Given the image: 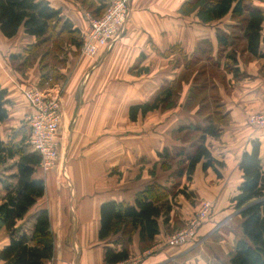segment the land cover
I'll use <instances>...</instances> for the list:
<instances>
[{
    "label": "crops",
    "instance_id": "1",
    "mask_svg": "<svg viewBox=\"0 0 264 264\" xmlns=\"http://www.w3.org/2000/svg\"><path fill=\"white\" fill-rule=\"evenodd\" d=\"M47 1L81 34L87 30L86 15L92 14L82 0ZM185 1L130 0L129 18L111 46L95 57L69 52L60 67L63 79L46 85L61 90L59 160L50 171L34 172L33 178L44 181V194L19 221L29 229L39 210L48 211L54 247L43 264H104L106 246L120 249L113 242L117 235L98 237L100 204L107 200L133 204L136 193L147 185L167 186L174 175L184 180L185 172L178 175L167 161L184 157L180 148L189 147L190 152L197 144L200 133L194 127L203 126L210 116L203 111L205 103H217L227 114L219 124L220 134L205 138L211 155L222 165L216 167L217 175L214 168L203 170L198 163L186 186L197 200L212 203V216L201 225L196 242L165 246L167 235L179 229L197 206L184 198L171 206L166 220L159 217V232L150 247L141 249L137 232L133 235L128 258L130 264H219L227 262L242 237L241 217L234 214L232 198L242 181L241 155L250 150L252 140L260 143L264 169V127L247 122L249 113L264 110V58L244 50L242 31L229 13L202 22L195 11L181 12ZM251 5L264 13V0H251ZM234 29L239 32L236 36ZM219 32L227 36L225 46L219 45ZM260 35L264 38V21ZM34 41L23 30L10 38L0 32V88L7 91L9 101L8 117L0 123L3 141L18 131L28 133L30 107L16 84L38 87L40 73L37 62L23 71L16 64ZM201 63L204 69L199 73ZM198 76L209 82L201 91ZM166 84L176 88L171 105L130 120L129 108L149 101ZM16 160L17 156L0 167V203L5 186L16 182ZM215 230L220 235L213 236ZM7 243L8 233L0 226V249Z\"/></svg>",
    "mask_w": 264,
    "mask_h": 264
},
{
    "label": "trees",
    "instance_id": "2",
    "mask_svg": "<svg viewBox=\"0 0 264 264\" xmlns=\"http://www.w3.org/2000/svg\"><path fill=\"white\" fill-rule=\"evenodd\" d=\"M82 3L93 16L99 15L105 6L103 2L94 7L87 5L86 0H82ZM193 11L202 22L218 20L229 13L242 31L244 50L253 56L264 58V48L261 47L264 38L260 35L264 13L251 5V0H186L181 6V12ZM20 30L33 36L35 41L24 49L25 56L18 61L16 68L23 71L37 62L39 88L51 86L63 79L64 75L60 72L66 59L63 48L70 47L72 51L69 52L76 54L82 43L80 30L47 0H0V32L4 37L10 38ZM217 40L220 46H225L226 34L219 32ZM18 58L17 55L11 56L16 61ZM230 70L236 71L235 68ZM199 83L198 89L201 91L207 85L206 78ZM175 94L173 84L162 86L149 101L129 108L130 120H135L138 113L144 115L154 109L168 107ZM205 97L206 95L202 99ZM8 102L7 91L0 88V123L8 117ZM226 118L227 114L223 115L216 103L212 114L205 119V124L194 127L200 135L192 151H180L186 165L178 170V175L185 172L187 178H190L198 163H201L203 170L212 167L219 175L216 167L222 163L211 155L205 145V138L217 137L221 131L219 124ZM26 138L27 134H21L20 131L13 133L8 141L0 138V167L17 156L13 163L16 182L5 186L6 192L0 203V226L8 233V243L0 249V264H43L45 259L53 255L54 238L46 209L39 210L34 215L29 229L24 223L19 224L45 190L44 181L33 178L34 172L38 170L39 155L30 150L25 142ZM239 169L242 181L232 202L241 217L242 237L236 241L227 262L219 264H264V169L257 139L251 141L250 150L242 153ZM167 197L168 190L165 186L152 183L136 193L133 204L115 200L100 204L99 239L117 235L114 245H121L120 249L105 247L104 264H115L127 259L128 245L136 232L141 249L150 247L154 236L159 232V217L164 216L166 220L170 211Z\"/></svg>",
    "mask_w": 264,
    "mask_h": 264
},
{
    "label": "built area",
    "instance_id": "3",
    "mask_svg": "<svg viewBox=\"0 0 264 264\" xmlns=\"http://www.w3.org/2000/svg\"><path fill=\"white\" fill-rule=\"evenodd\" d=\"M130 0H105L102 12L93 16L87 14L88 28L83 33L80 54L95 57L100 49L111 46L119 36L130 14ZM17 89L30 107L26 116L28 133L25 142L30 150L39 155L37 169L47 172L54 169L59 160L61 121V90L59 87L39 88L31 84L17 83ZM250 126L264 127V110L247 115ZM211 206L210 201H203L185 226L171 232L163 244L181 246L194 240L197 225L204 220ZM192 243V244H193ZM115 264H130L129 258Z\"/></svg>",
    "mask_w": 264,
    "mask_h": 264
},
{
    "label": "rangeland",
    "instance_id": "4",
    "mask_svg": "<svg viewBox=\"0 0 264 264\" xmlns=\"http://www.w3.org/2000/svg\"><path fill=\"white\" fill-rule=\"evenodd\" d=\"M86 2H87V5H92L93 7L96 5L95 4V2L93 1V0H86ZM95 16H97V15H95ZM232 33H234L235 34V36H236V34L238 35V30H236V29H234V30H232ZM82 36H83V34H82ZM64 49V53H66V55H67V53L69 52V51H72V48H70V47H65V48H63ZM73 49H75V48H73ZM76 53L77 54H80V49H78L77 51H76ZM81 55V54H80ZM38 64V63H37ZM31 66V65H30ZM38 68H39V65H38ZM203 69H204V66H202V63L201 64H199L198 66H197V68H196V70H198L199 72L200 71H203ZM198 78H199V81H201L203 78L201 77V76H198ZM208 80L206 79V84L208 85ZM45 87H47V86H45ZM211 109H212V111H213V109H214V105H212V103L211 104H205V106H204V110L203 111H206L207 113H209V115L210 114H212L211 113ZM27 129H25V131H26ZM179 147H177V148H174V149H178ZM174 149L172 150V152H174ZM180 149H183L182 151L183 152H186V151H188L189 150V147H186L185 146V148H180ZM183 156H181L180 158H175L174 160H168L167 161V165H173L174 166V168L175 169H178V170H180L181 168H183L185 165H186V163L183 161ZM9 165H10V163H8V165L6 166V167H9ZM9 168H7V170H8ZM188 180H190V178H187V177H185L184 178V180H181L180 179V177L178 178L177 177V175L175 176L174 175V177H173V179H171V182H169V184H167V186H165V188L167 189V190H171V193H170V195L168 194V197H167V199H168V203H171L170 204V207L174 204V205H176V203L177 202H181V201H183V199L184 198H186L187 200H189V202L190 203H192V204H194V203H196V208H195V211L188 217V219H186V222L185 223H183L182 225H179V226H177V228H181V227H183V226H185V224H187L188 222H189V220H190V218L192 217V216H194V214H195V212H196V210L200 207V205H201V203L203 202V201H206V199H196L197 198V196H196V194H195V192H190L189 190H188V188H187V186H186V181H188ZM181 181H184V183L182 184V182ZM171 183V184H170ZM175 200V201H174ZM212 203H211V206H210V208H209V210H208V214H207V216L204 218V220L202 221V222H200L198 225H197V227H196V233H195V237H194V240H197L198 239V234H197V232L199 231V229H200V227H201V225L205 222V221H207V219L208 218H210V216H212ZM220 211H223V209H221ZM219 211V212H220ZM238 212H237V210L236 209H234V214H237ZM219 221V223L221 222L220 220H218ZM23 223V222H22ZM219 229V228H218ZM217 229V230H218ZM223 229H225V228H221V230H223ZM217 230H215V231H213V236H215V235H220V232H217ZM220 230V231H221ZM215 234V235H214ZM220 252V251H219ZM215 263V262H214Z\"/></svg>",
    "mask_w": 264,
    "mask_h": 264
}]
</instances>
